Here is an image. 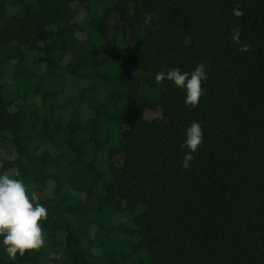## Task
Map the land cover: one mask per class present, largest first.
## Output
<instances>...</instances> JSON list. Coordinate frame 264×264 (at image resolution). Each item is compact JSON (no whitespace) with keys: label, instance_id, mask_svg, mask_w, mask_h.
<instances>
[{"label":"trees","instance_id":"16d2710c","mask_svg":"<svg viewBox=\"0 0 264 264\" xmlns=\"http://www.w3.org/2000/svg\"><path fill=\"white\" fill-rule=\"evenodd\" d=\"M0 173L48 212L0 264H264V0H0Z\"/></svg>","mask_w":264,"mask_h":264},{"label":"clouds","instance_id":"9594fccd","mask_svg":"<svg viewBox=\"0 0 264 264\" xmlns=\"http://www.w3.org/2000/svg\"><path fill=\"white\" fill-rule=\"evenodd\" d=\"M236 17L244 15L237 5L232 9ZM231 41L239 46V51L247 53L251 45L244 43L239 26L232 28ZM207 72L203 63L198 64L191 72L182 71L179 67L156 73L155 81L160 84L170 81L184 91L185 107L196 108L204 94L202 85L207 81ZM204 142L203 126L193 121L184 130L182 147L186 149L182 167L189 169L195 159V153ZM48 212L45 206L34 203L28 194L22 179L10 177L0 173V245L7 256L15 260L17 255L24 256L27 251L39 250L45 244V236L41 221H46Z\"/></svg>","mask_w":264,"mask_h":264},{"label":"rangeland","instance_id":"374dc122","mask_svg":"<svg viewBox=\"0 0 264 264\" xmlns=\"http://www.w3.org/2000/svg\"><path fill=\"white\" fill-rule=\"evenodd\" d=\"M156 116H157V113L156 112H150L148 114V117H150V118H153V117H156Z\"/></svg>","mask_w":264,"mask_h":264}]
</instances>
